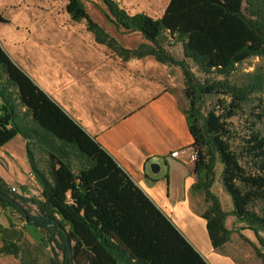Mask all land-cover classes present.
Returning a JSON list of instances; mask_svg holds the SVG:
<instances>
[{"label": "trees", "instance_id": "16d2710c", "mask_svg": "<svg viewBox=\"0 0 264 264\" xmlns=\"http://www.w3.org/2000/svg\"><path fill=\"white\" fill-rule=\"evenodd\" d=\"M99 1L116 28L140 34L137 46L118 42L91 18L83 0H66L64 11L70 20L84 21L95 42L122 61L152 56L180 70L187 102L183 111L196 152L191 190L202 192L208 203L201 216L212 245L230 241L233 229L225 226L230 215L264 248V70L257 65L238 74L243 62L264 58V0H168L159 17L129 14L116 0ZM172 44H180L181 57L170 51ZM239 115L245 116L241 131L232 121ZM16 136L24 141L40 192L28 197L25 186L14 192L0 177V207L7 217V225L0 223V254L23 264L21 233L9 216L17 213L42 233L38 239L31 235L37 245H51L50 264H209L0 43V148ZM216 162L232 203L227 213L210 191ZM29 204L35 206L33 213ZM239 235L261 256L254 242Z\"/></svg>", "mask_w": 264, "mask_h": 264}, {"label": "crops", "instance_id": "0c3cea01", "mask_svg": "<svg viewBox=\"0 0 264 264\" xmlns=\"http://www.w3.org/2000/svg\"><path fill=\"white\" fill-rule=\"evenodd\" d=\"M68 20L65 12L66 27L57 33L45 31L43 45L31 47L25 32L11 51L3 46L41 89L96 138L209 264H240L224 250L229 242L218 248L212 245L202 207L192 206L194 175L188 163L193 162L171 157L173 151L189 147L192 137L180 104L182 89L176 94L166 88V82L172 83L166 65L152 56L122 61L95 42L85 26L73 27ZM150 162H157L160 171L151 172Z\"/></svg>", "mask_w": 264, "mask_h": 264}, {"label": "rangeland", "instance_id": "374dc122", "mask_svg": "<svg viewBox=\"0 0 264 264\" xmlns=\"http://www.w3.org/2000/svg\"><path fill=\"white\" fill-rule=\"evenodd\" d=\"M121 7H123L129 14L146 13L151 17H158L162 14L168 0H116ZM66 0H0V43L3 46L5 43L9 50L19 45L22 36L26 32L28 41L26 43L32 46L43 45L45 40L43 34L46 32H59L66 26L62 24V18L65 15L64 5ZM87 13L93 18L101 27L113 34L118 41L125 45H136L141 40L140 34L137 32L125 33L109 20L105 13V7L99 0H83ZM68 19V18H67ZM73 27H84V21L73 23L68 20ZM46 31V32H45ZM25 41V40H23ZM120 42V43H121ZM122 44V43H121ZM25 45V43H24ZM4 47V46H3ZM170 51L176 57H181L180 44H172L169 46ZM35 52L38 50L35 48ZM39 53V52H38ZM260 66L264 70V58H250L238 66V74L244 71H252L256 66ZM167 74L170 76L172 83H165L166 88L172 90L176 94H181L182 89V75L177 67L165 66ZM195 70V67H192ZM180 104L182 107L187 106V102L180 96ZM238 130L245 128V116L239 115L232 119ZM193 168V163H188ZM219 163H215L212 177L210 191L216 196L219 201L220 208L224 212H229L232 208V203L229 195L222 187L220 180ZM0 177H2L7 184L15 186L18 192H21L20 186L26 187L25 195L28 197L38 196L39 187L36 184L33 176L30 173L28 163L25 158V151L23 142H20L18 137H15L11 142L0 148ZM172 203H174L172 201ZM171 204L169 207H174ZM192 206L202 207V212L207 208L208 203L203 198L202 192L192 193ZM31 212L35 211V206L27 205ZM10 218L15 224V228L20 231V244L26 251L23 264H50L49 257L52 255L51 245L44 242L45 248L37 245L31 238L38 239L42 233L37 232L31 226L25 223L17 213H10ZM0 223L7 225V217L3 209L0 207ZM226 228L233 229L230 234V241L225 246L224 250L233 254L240 264H264V248L259 247L256 242L253 232L248 229H238L242 223L235 221L234 217L226 216ZM23 227L29 231L25 232ZM246 237L249 241L255 243L259 249L261 256L256 254L253 246L244 241L240 235ZM1 245V241H0ZM62 254L60 253V256ZM33 262V263H34ZM0 264H22L20 259L13 255L0 254Z\"/></svg>", "mask_w": 264, "mask_h": 264}, {"label": "built area", "instance_id": "2783aa9c", "mask_svg": "<svg viewBox=\"0 0 264 264\" xmlns=\"http://www.w3.org/2000/svg\"><path fill=\"white\" fill-rule=\"evenodd\" d=\"M171 157L176 158V159H182L184 157V159H188L189 161L193 162L196 158V152L193 149V147L189 146L186 148L173 151L171 153ZM11 190L14 192L20 193L16 190L15 186H11Z\"/></svg>", "mask_w": 264, "mask_h": 264}, {"label": "water", "instance_id": "95a60500", "mask_svg": "<svg viewBox=\"0 0 264 264\" xmlns=\"http://www.w3.org/2000/svg\"><path fill=\"white\" fill-rule=\"evenodd\" d=\"M149 165H150L151 172L156 173V172L160 171V165L157 162H150ZM67 244H68V248H70L68 239H67ZM69 264H71V263H69Z\"/></svg>", "mask_w": 264, "mask_h": 264}]
</instances>
